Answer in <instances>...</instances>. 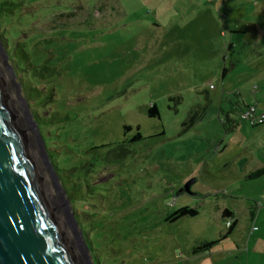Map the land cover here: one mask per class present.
<instances>
[{
	"label": "rangeland",
	"instance_id": "1",
	"mask_svg": "<svg viewBox=\"0 0 264 264\" xmlns=\"http://www.w3.org/2000/svg\"><path fill=\"white\" fill-rule=\"evenodd\" d=\"M14 1L21 20L13 24L25 29L19 38L41 61L51 51L56 67L54 103L69 118L43 131H53L59 161L105 162L93 183L101 194L95 260L264 264V235L251 237L264 222V175L249 178L264 166V0ZM233 92L260 119L227 133L220 107L229 109ZM153 104L158 116L147 113ZM125 124L133 129L126 133ZM137 126L143 138L128 142ZM188 181L191 192L181 191ZM182 206L199 213L163 220ZM226 208L238 218L231 231ZM250 208L259 214L253 221ZM207 241L214 243L193 253Z\"/></svg>",
	"mask_w": 264,
	"mask_h": 264
},
{
	"label": "water",
	"instance_id": "2",
	"mask_svg": "<svg viewBox=\"0 0 264 264\" xmlns=\"http://www.w3.org/2000/svg\"><path fill=\"white\" fill-rule=\"evenodd\" d=\"M4 49L0 40V264H95Z\"/></svg>",
	"mask_w": 264,
	"mask_h": 264
},
{
	"label": "trees",
	"instance_id": "3",
	"mask_svg": "<svg viewBox=\"0 0 264 264\" xmlns=\"http://www.w3.org/2000/svg\"><path fill=\"white\" fill-rule=\"evenodd\" d=\"M19 5L21 4L14 0H0V36L2 38L3 46L9 56V60L14 64V68L18 73L19 79L23 85L24 93L29 98V101L33 102L32 108L35 113V120L38 124L39 130L43 131V128L47 129V126L66 123L69 115L65 112H61L59 107L54 103L55 94L51 77L53 75V70L56 69V67L51 64V51H49L48 58L41 61V54L35 50L33 52L30 51L27 46L28 43L25 42L24 38H19L20 34L25 32L22 25L16 26L13 24L15 21L21 20L20 16H18L20 13H14L16 7ZM39 85H43L45 89H41ZM233 94V98L229 95L227 96V101L230 99L229 109L226 111L224 106L220 107V113L224 115L220 120L227 133H231L242 120H245V118L242 117V114L250 108V105H247L243 99H241L239 92H233ZM46 107L52 108V110L48 111ZM46 112L48 114H45ZM147 113L149 116H158L159 110L157 105L153 104L149 107ZM235 114H238V116L233 117L232 115ZM251 125L255 126L257 124ZM136 128L137 133L134 134L128 142L137 141L143 138V135L139 130L140 126H137ZM132 129V125H124L126 133ZM48 133L50 137L53 136V131H48ZM48 135L45 131L41 133L47 148L49 159L57 176L61 180L64 193L75 208V218L85 236L92 256L94 257V263L101 264L99 259L95 260L94 251L96 248L94 247V242L91 238V231H95L96 228L93 226L94 221H99L101 219V211L99 210L100 200H98L101 194L94 190L95 184L93 183H95L96 180H99L98 175L101 174L99 173V169L105 164V162H101L99 168H97L95 160L98 156H93L90 160L87 157H84L80 162V165H77L76 167L71 166L70 159L59 161L56 149L51 145L52 142L48 141ZM106 145L107 144L95 145L90 149H100ZM88 152L89 150L85 152L86 155ZM72 168L75 169L74 174L76 175L71 172ZM263 175L264 166L253 171L249 178L255 179ZM198 213L197 208L182 206L167 214L163 220L173 223L182 217L196 216ZM222 217L233 218L232 221H227L229 222L230 227L228 231H231L237 224L235 214L226 208L222 212ZM213 243L214 242L210 241L202 242L194 247L193 253L205 250Z\"/></svg>",
	"mask_w": 264,
	"mask_h": 264
},
{
	"label": "crops",
	"instance_id": "4",
	"mask_svg": "<svg viewBox=\"0 0 264 264\" xmlns=\"http://www.w3.org/2000/svg\"><path fill=\"white\" fill-rule=\"evenodd\" d=\"M255 208H258V204L255 202V204H254V209ZM254 209H252V208H250V210H249V219L251 220V221H253V220H255V218H256V215L258 214L257 212H255V210ZM260 213V212H259ZM259 215V214H258ZM237 219V221H238V218H236ZM238 224V223H237ZM236 224V225H237ZM254 224H256L255 225V227L253 228L252 227V230L251 231H253L252 232V234H251V237H253V236H262V235H264V222H263V220H261V222L258 224V223H254ZM257 226V227H256ZM251 229V228H250Z\"/></svg>",
	"mask_w": 264,
	"mask_h": 264
},
{
	"label": "built area",
	"instance_id": "5",
	"mask_svg": "<svg viewBox=\"0 0 264 264\" xmlns=\"http://www.w3.org/2000/svg\"><path fill=\"white\" fill-rule=\"evenodd\" d=\"M255 112H256V106L250 105V108L242 114V117L245 118V120L249 119L250 124H257V121L260 118L256 116Z\"/></svg>",
	"mask_w": 264,
	"mask_h": 264
}]
</instances>
